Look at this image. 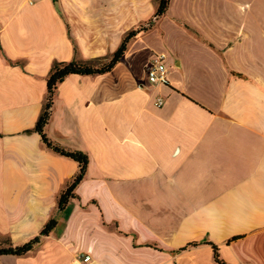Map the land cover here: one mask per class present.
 Segmentation results:
<instances>
[{"label": "crops", "instance_id": "0c3cea01", "mask_svg": "<svg viewBox=\"0 0 264 264\" xmlns=\"http://www.w3.org/2000/svg\"><path fill=\"white\" fill-rule=\"evenodd\" d=\"M170 3L110 72L58 85L46 133L89 155L59 212L79 165L25 133L49 73L109 62L159 0H0V244L59 220L0 264H264V0ZM161 53L167 85L146 72Z\"/></svg>", "mask_w": 264, "mask_h": 264}, {"label": "trees", "instance_id": "16d2710c", "mask_svg": "<svg viewBox=\"0 0 264 264\" xmlns=\"http://www.w3.org/2000/svg\"><path fill=\"white\" fill-rule=\"evenodd\" d=\"M171 0H159V5L156 10L155 15L146 23L141 24L136 29L129 31L120 47L113 54L111 60L105 64L94 66L84 63H78L76 61L71 62H56L47 79V95L45 102L43 104L42 112L35 124V127L30 130H26V134L36 132L40 135L43 143L47 148L59 154L61 156L70 158L78 163L79 171L75 177L69 182L66 187L61 192L58 198V210L63 212L69 202L72 199L77 198L76 188L84 180L87 168L89 165V155L80 150H73L66 148L59 144L58 142L52 140L46 133V127L49 124L52 111L54 106V98L58 88V85L63 82L69 75H97L110 72L119 62H121L128 50L129 43L137 37L140 33L147 32L151 30L157 23V21L166 14L169 9V4ZM59 224L57 217L51 218L41 230L40 234L29 242L23 245H9L4 246L0 244V256L3 255H15L23 256L30 251H32L37 244L41 241L44 236H48ZM240 238L236 237L235 239Z\"/></svg>", "mask_w": 264, "mask_h": 264}, {"label": "built area", "instance_id": "2783aa9c", "mask_svg": "<svg viewBox=\"0 0 264 264\" xmlns=\"http://www.w3.org/2000/svg\"><path fill=\"white\" fill-rule=\"evenodd\" d=\"M166 55H156L149 65L147 66V77L149 81L156 85H167L168 84V69L166 66ZM164 104L162 99H158L157 105L160 107ZM76 262L78 264H103L86 254H82L77 257Z\"/></svg>", "mask_w": 264, "mask_h": 264}, {"label": "rangeland", "instance_id": "374dc122", "mask_svg": "<svg viewBox=\"0 0 264 264\" xmlns=\"http://www.w3.org/2000/svg\"><path fill=\"white\" fill-rule=\"evenodd\" d=\"M176 1H177V0H176ZM170 5H171V3H170ZM167 14H169V12H166V15H167Z\"/></svg>", "mask_w": 264, "mask_h": 264}]
</instances>
